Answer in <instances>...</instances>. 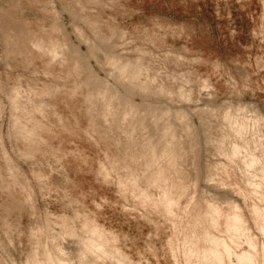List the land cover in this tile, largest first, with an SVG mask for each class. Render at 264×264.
<instances>
[{"label": "rangeland", "instance_id": "1", "mask_svg": "<svg viewBox=\"0 0 264 264\" xmlns=\"http://www.w3.org/2000/svg\"><path fill=\"white\" fill-rule=\"evenodd\" d=\"M221 237L264 264V0H0V264H219Z\"/></svg>", "mask_w": 264, "mask_h": 264}, {"label": "bare ground", "instance_id": "2", "mask_svg": "<svg viewBox=\"0 0 264 264\" xmlns=\"http://www.w3.org/2000/svg\"><path fill=\"white\" fill-rule=\"evenodd\" d=\"M121 64H122V66H120V68H122V69H125V68H128V67H130V68H135L136 70H137V73H136V76L139 78V71H138V68H139V66H141V61H140V58H135V59H133V60H128V61H125V62H120ZM151 76V75H150ZM147 78V77H146ZM145 80V79H144ZM143 81V80H142ZM155 81V80H154ZM153 83V82H152ZM178 92L179 93H182L183 91H182V89L181 88H179L178 89ZM180 95V94H179ZM183 95V94H182ZM90 98V97H89ZM104 102V101H103ZM240 106V105H239ZM241 106H242V104H241ZM243 106L245 107V104H243ZM240 109V108H239ZM260 115V114H259ZM259 117V116H258ZM260 118H261V116H260ZM237 119V118H236ZM108 121V120H107ZM237 121V120H236ZM240 126H241V124H240ZM124 128V127H123ZM150 148V147H149ZM239 148V147H238ZM148 149V148H147ZM149 150V149H148ZM164 151V150H163ZM152 153V155L154 156L155 155V152L153 151V152H151ZM253 157V156H252ZM248 159H251L250 157L248 158ZM247 160V159H246ZM252 160V159H251ZM161 161V160H160ZM255 161V160H254ZM254 161H253V163H254ZM247 162L248 163H252V162H250L249 160H247ZM257 162V161H256ZM252 163V164H253ZM149 165V164H148ZM160 165V164H159ZM153 167H155V166H153ZM156 168V167H155ZM154 169V168H153ZM156 171V170H155ZM154 173V172H153ZM156 173H157V177L162 181L164 178H166V175L164 174V169L163 168H158V170L156 171ZM156 175V174H155ZM157 183V182H156ZM171 185V184H170ZM157 186H159V188H161L162 189V185H161V183H157ZM142 194H143V196H145V197H147V198H149V195L147 194V193H145L144 191H140ZM161 192H162V196L161 197H157V198H155V199H151V200H153L155 203H157V204H162V206L164 207V209H165V211L166 210H168L167 212L169 213V214H174V212H173V210H172V205H176V202L173 200V198L172 197H170V196H168L167 195V191L163 188L162 190H161ZM160 192V193H161ZM159 193V194H160ZM99 236H100V238H102V235H100L99 234ZM217 237V236H216ZM99 238V237H98ZM212 245L211 246H209V247H206L207 249H206V251H204V255H208V254H210L211 253V255H212V257H213V259H215L216 261H217V263H219V264H223L222 263V259H223V257L225 256V257H227V259H228V263L229 264H237L236 263V261L235 260H237L236 258H235V256L233 255V253H232V251H231V248H230V246H229V244H228V241L227 240H225L223 237H221V238H218V239H212ZM242 257H244V256H240V258H242ZM53 258V257H52ZM51 258V259H52ZM263 258H264V250H263ZM53 261L55 262V264H67L66 262H64V261H62V260H57V261H55L54 259H53ZM52 261V262H53ZM51 263V262H50ZM52 264V263H51Z\"/></svg>", "mask_w": 264, "mask_h": 264}, {"label": "crops", "instance_id": "3", "mask_svg": "<svg viewBox=\"0 0 264 264\" xmlns=\"http://www.w3.org/2000/svg\"><path fill=\"white\" fill-rule=\"evenodd\" d=\"M91 226H95L98 230H100V231L103 233V241H104L106 247H110V246L107 244V237H106V235L104 234L103 230H102L101 228H99V227H98L96 224H94V223L91 224L90 227H91ZM94 239H95V236L91 237L90 235H87L85 238H83V239H82L81 252H85V253L90 252V253H94L95 255H97L96 251L93 250V248L89 246V243L93 242ZM110 248H111V247H110ZM111 249H114L115 252H116L117 255H118V251H117L115 248H111ZM107 254H108V253H106V254H104V255H102V254H98L97 256L102 255V256L104 257V256H106ZM61 257H62L61 255H60V256H59V255L57 256V258H61ZM42 258H43V256L37 251V252H36V259L38 260V262L40 261V264H43V263H44L43 261H41ZM45 258H46V256H45ZM83 258H84V257H83ZM46 259H47V261L49 262L50 256L48 255ZM77 264H83V260H82V257H81V256L78 257V263H77Z\"/></svg>", "mask_w": 264, "mask_h": 264}]
</instances>
